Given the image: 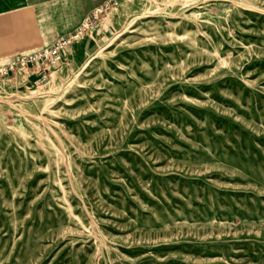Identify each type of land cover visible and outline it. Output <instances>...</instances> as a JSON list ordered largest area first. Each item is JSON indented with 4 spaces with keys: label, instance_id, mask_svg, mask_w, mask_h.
I'll list each match as a JSON object with an SVG mask.
<instances>
[{
    "label": "rangeland",
    "instance_id": "374dc122",
    "mask_svg": "<svg viewBox=\"0 0 264 264\" xmlns=\"http://www.w3.org/2000/svg\"><path fill=\"white\" fill-rule=\"evenodd\" d=\"M9 72L0 264H264V0H111Z\"/></svg>",
    "mask_w": 264,
    "mask_h": 264
},
{
    "label": "crops",
    "instance_id": "0c3cea01",
    "mask_svg": "<svg viewBox=\"0 0 264 264\" xmlns=\"http://www.w3.org/2000/svg\"><path fill=\"white\" fill-rule=\"evenodd\" d=\"M111 0H0V65L73 33Z\"/></svg>",
    "mask_w": 264,
    "mask_h": 264
},
{
    "label": "built area",
    "instance_id": "2783aa9c",
    "mask_svg": "<svg viewBox=\"0 0 264 264\" xmlns=\"http://www.w3.org/2000/svg\"><path fill=\"white\" fill-rule=\"evenodd\" d=\"M97 11H99V8L95 10V12ZM95 12L92 14V16H95ZM90 18H86L84 22L73 33H69L66 36L58 38L49 47H44L43 49L16 55L6 65L0 66V75L8 74L10 73L9 71H15L12 72L15 74L18 73L17 71L27 70L28 65L30 64L39 67L40 65H44L45 62H48V64L50 65H54L57 62L61 61L64 57L65 47L70 43L71 39L77 35V33L84 29ZM34 70L35 72H38L40 69L38 68Z\"/></svg>",
    "mask_w": 264,
    "mask_h": 264
}]
</instances>
